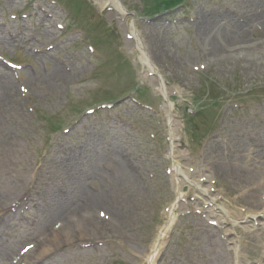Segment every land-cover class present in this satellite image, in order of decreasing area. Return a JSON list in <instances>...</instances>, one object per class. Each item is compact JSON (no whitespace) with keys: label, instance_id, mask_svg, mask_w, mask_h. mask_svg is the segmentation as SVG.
Instances as JSON below:
<instances>
[{"label":"rangeland","instance_id":"rangeland-1","mask_svg":"<svg viewBox=\"0 0 264 264\" xmlns=\"http://www.w3.org/2000/svg\"><path fill=\"white\" fill-rule=\"evenodd\" d=\"M120 1L170 88L174 155L225 213L263 209L264 0ZM110 14L0 0V264H263L264 232L235 227V263L203 199L183 190L174 208L165 98ZM45 237V254L18 258Z\"/></svg>","mask_w":264,"mask_h":264},{"label":"bare ground","instance_id":"bare-ground-1","mask_svg":"<svg viewBox=\"0 0 264 264\" xmlns=\"http://www.w3.org/2000/svg\"><path fill=\"white\" fill-rule=\"evenodd\" d=\"M101 6H107L111 5V16H114L115 14H120V19L118 18L119 25L122 29H124V26L126 25L125 22H122L121 18H123V12H125V7L122 5L120 0H97ZM264 17V16H263ZM264 19V18H263ZM125 31V29H124ZM132 37L131 39H125L126 45L135 46V48L139 51V60L141 63L147 67V71H150L153 73L151 77L149 78L150 84L158 91L162 96L165 98V105L164 110L166 114V118L168 120V131H169V143L170 147L166 153V155L172 160V176L175 179V190L177 191V201L175 202L174 208H178L180 211H184V205L182 201V191L189 190L190 192L194 193L195 196L198 198L200 197L205 201V206L207 210V217L209 219L216 220L219 224H222L225 228V232L228 234V236L225 238L226 242L228 243L229 247H231L235 253V263H241L245 258V246L246 243L242 239V237L233 234L235 227L240 226L241 229L248 233H257L259 231L264 232V208L259 209V207H255L252 209V211L245 213V214H239L236 211H232L231 214L228 212L225 213V210L222 209L218 204L216 203L215 195H213L210 190L208 189V185H205L201 180L196 179L198 178L197 175H195V172L192 174L188 172V170H185L183 166L190 167L191 163L187 159L185 153L186 151L184 149H180V155L179 157L174 155V146L176 145V141L179 137L178 132V123L174 119L172 115V111L174 109V103L171 101L169 96L170 88L166 85V82L164 80V77L160 74L159 69L152 63L151 59L149 58L148 53L145 50L144 44L140 38V35L137 31V27L132 24ZM59 75V74H58ZM177 157V158H176ZM11 162H9V165ZM8 162L5 165L4 171L9 167ZM20 173V171L18 170ZM17 173L15 176L16 182H19L21 179V175ZM196 179V180H195ZM4 192L2 191V187L0 188V219L4 220L6 217L5 214L8 212L9 203H5L4 199ZM90 196V195H87ZM92 197V196H91ZM93 198V197H92ZM23 201V195H17L15 198L16 206L20 204ZM198 202V201H196ZM197 204V203H195ZM38 212L41 214V210ZM43 215V214H42ZM1 221V220H0ZM44 223V222H43ZM167 228H163L161 231V235L159 237V240L161 236L165 235ZM2 231L0 232V239L3 238ZM68 235H66L67 238ZM70 237V236H68ZM71 238V237H70ZM67 238V239H70ZM262 255L259 261H264V239H262ZM47 244V238L45 237L43 242L42 241H36L32 245V248L27 252H22L21 254L18 253V258L22 260L23 258H34L35 253H37V250L41 252V254H45L46 250L44 246ZM44 245V246H43ZM156 246L154 247L155 250ZM12 249V248H11ZM11 249L9 252L4 251V253L1 255L2 258H6V256L11 253ZM148 258H152V255ZM251 264V262L249 263ZM264 264V263H263Z\"/></svg>","mask_w":264,"mask_h":264},{"label":"trees","instance_id":"trees-1","mask_svg":"<svg viewBox=\"0 0 264 264\" xmlns=\"http://www.w3.org/2000/svg\"><path fill=\"white\" fill-rule=\"evenodd\" d=\"M165 1H167V0H165Z\"/></svg>","mask_w":264,"mask_h":264}]
</instances>
